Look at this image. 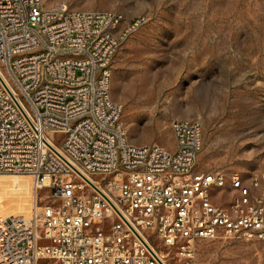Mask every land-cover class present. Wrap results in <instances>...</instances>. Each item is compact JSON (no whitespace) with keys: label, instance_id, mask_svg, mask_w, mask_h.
Listing matches in <instances>:
<instances>
[{"label":"built area","instance_id":"2783aa9c","mask_svg":"<svg viewBox=\"0 0 264 264\" xmlns=\"http://www.w3.org/2000/svg\"><path fill=\"white\" fill-rule=\"evenodd\" d=\"M122 21L0 0V176L34 193L0 217V264H196L203 240L264 239V172L197 171L200 122H172L173 151L129 140L111 63L141 20Z\"/></svg>","mask_w":264,"mask_h":264},{"label":"rangeland","instance_id":"374dc122","mask_svg":"<svg viewBox=\"0 0 264 264\" xmlns=\"http://www.w3.org/2000/svg\"><path fill=\"white\" fill-rule=\"evenodd\" d=\"M69 9L122 15L121 41L111 63V96L136 144L174 150L171 124L202 125L197 171L264 172V0H43ZM218 204L230 201L227 183ZM38 191V197L45 195ZM221 192V191H219ZM30 180L0 176V217L27 212ZM196 264H264V239L222 235L198 243Z\"/></svg>","mask_w":264,"mask_h":264}]
</instances>
